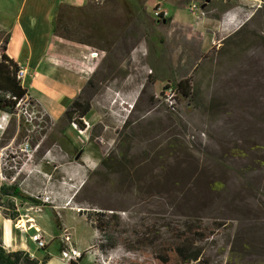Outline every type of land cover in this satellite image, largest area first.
<instances>
[{
	"label": "rangeland",
	"instance_id": "obj_1",
	"mask_svg": "<svg viewBox=\"0 0 264 264\" xmlns=\"http://www.w3.org/2000/svg\"><path fill=\"white\" fill-rule=\"evenodd\" d=\"M259 1L241 4L239 19H227L236 31H222L207 50L198 49L190 32L188 42L185 35L172 40L167 24L152 30L129 54L135 41L128 39L123 59L119 39L114 63L90 48L97 54L92 56L95 90L83 96L91 105L82 120L85 130L67 119L52 121L35 102L30 127L16 110L13 115L0 112V187L15 184L40 203L13 198V211L1 199L2 238L7 232L18 241L26 236L44 259L52 245H63L67 233L73 246L87 247L79 264H93L89 256L94 264H161L156 246L148 247L144 240L156 236V245L169 243L176 230L197 225L206 230L201 264H264V1ZM140 2L151 19L160 8L170 18L160 0ZM181 2L186 9L191 4L202 8L204 0ZM85 6L104 13L109 27L122 25L120 0H104L100 6L88 0ZM158 41L160 61L152 54ZM1 42L0 54L2 36ZM185 79L193 100L180 97L177 107L169 109L162 93ZM69 82L52 94L43 91L54 120L64 110L53 105L69 91ZM23 84L28 87L29 79ZM63 136L80 151L78 159L59 146ZM88 212L117 218L108 229L118 242L114 249L100 250L104 235L94 229ZM15 213L16 220L8 219ZM34 228L46 243L42 250L31 243Z\"/></svg>",
	"mask_w": 264,
	"mask_h": 264
},
{
	"label": "crops",
	"instance_id": "obj_2",
	"mask_svg": "<svg viewBox=\"0 0 264 264\" xmlns=\"http://www.w3.org/2000/svg\"><path fill=\"white\" fill-rule=\"evenodd\" d=\"M87 1L0 0V36L5 39L6 55L18 66L27 69L25 79H29V85L27 87L22 83V86L41 110L48 113L52 121L63 118L72 102L81 94L87 82L94 75L96 58L92 57L90 47L65 41L53 34L54 19L61 5L83 7ZM160 1L163 8L170 13L167 25L172 40L177 38L176 40L180 41L179 38L184 39L183 36L185 35L183 41L188 42L190 39L187 35L190 32L194 35V42L197 43L199 50H207L211 46H215V43L223 35L222 31L225 30L229 33L236 31V24L229 23L227 19L230 21L234 17L235 22L239 19V12L237 13V11L242 9L241 4L262 3L259 0H211L207 7L203 9L204 12L209 10V12H205L206 17L196 22L181 0ZM194 1L189 0L187 3L190 4ZM205 2L206 0H204L202 7ZM235 4H239V7ZM230 6L236 7L224 11L225 13L219 12V8L226 9ZM168 7L171 9H168ZM215 13L218 15L213 16ZM219 17L223 20L226 19V21H220ZM240 26L238 28H241ZM1 44L2 42L0 46ZM146 54L144 53V55ZM62 82H66L67 85L69 82L70 88H66L69 91L60 95L59 102L53 105L54 110H64L60 118L54 120L48 111L51 110V104L47 103L48 98H45L44 93L46 92L48 95L49 92H51L50 94L54 93L53 91H57L59 84ZM43 91L45 92L43 93ZM34 231L33 236L39 234L36 228H34ZM33 236L30 237L31 241ZM53 236L58 238L57 233H53ZM3 242L9 252L10 249L11 252L24 251L39 262L43 260L30 247L26 236L23 240L18 241L11 232H7L3 236ZM15 246H18V248H14ZM74 248L84 254L87 250V247L77 248L76 244ZM64 249V245H52L48 252L50 259L46 264H67L61 259V253ZM87 258L94 264L91 256ZM83 259L84 255L80 262Z\"/></svg>",
	"mask_w": 264,
	"mask_h": 264
},
{
	"label": "trees",
	"instance_id": "obj_3",
	"mask_svg": "<svg viewBox=\"0 0 264 264\" xmlns=\"http://www.w3.org/2000/svg\"><path fill=\"white\" fill-rule=\"evenodd\" d=\"M124 7V18L122 25L117 29V26H108L104 13L99 12L94 6L76 7L71 5H61L54 19L53 34L65 41L77 43L100 51L109 57V62L114 63L116 55L120 52L115 46L119 39L124 44V52L120 54L122 59L125 58V43L128 39H133L135 43L129 48L128 54L141 41L151 34L160 24H168L167 19H151L142 5L140 0H120ZM93 3V2H92ZM95 5V4H93ZM97 6V5H96ZM207 6H205L206 8ZM111 23V22H110ZM119 30L120 33L117 31ZM119 35L113 40L110 35ZM156 46L152 47V54L157 61L161 60V41L155 42ZM264 46V39L262 38ZM115 48V50H114ZM132 48V49H131ZM19 66L14 63L7 55L5 47L2 48L0 54V112L8 115L15 113V108L21 99L28 97V92L23 88L21 81L17 79ZM152 73L157 72V68L151 65ZM178 99L193 100L194 93L190 85V80L185 79L177 83ZM92 79L85 85L81 94L72 102L68 110L65 112L62 120L67 119L81 130H85L83 119L91 111L90 101L83 96L91 91H94ZM34 103V101L31 99ZM57 142L63 151L70 157L77 158L80 151L66 137H60ZM80 158V157H79ZM78 159V158H77ZM107 160H102L101 166L107 169ZM17 198L24 203L31 205H39L40 203L29 196L25 195L18 186L5 185L0 187V200L6 199L16 211L11 199ZM110 215V216H109ZM17 214L9 216L8 219L16 220ZM87 218L94 223V229L104 235L101 242L100 250L108 252L114 249L118 242L115 237L108 233L109 225L112 219H117L114 214L102 212H88ZM58 226V223L56 224ZM205 229L202 226H190L187 230H176V234L171 242H160L156 245V236L151 240H144V244L151 248H157L155 257L161 264H201L203 263V249L200 244L206 239ZM162 240V239H161ZM83 257V256H82ZM48 255L39 262L32 258L29 253L24 251L9 252L6 250L0 233V264H46L49 261Z\"/></svg>",
	"mask_w": 264,
	"mask_h": 264
},
{
	"label": "built area",
	"instance_id": "obj_4",
	"mask_svg": "<svg viewBox=\"0 0 264 264\" xmlns=\"http://www.w3.org/2000/svg\"><path fill=\"white\" fill-rule=\"evenodd\" d=\"M93 4L100 6L104 3V0H92ZM189 14L197 20L204 19L206 14L204 10L195 5L191 4L188 7ZM154 19H168V13L162 10L161 8L158 10H154ZM96 56L97 54H93ZM27 77V69L19 66V70L17 73V79L23 83V80ZM162 102L169 108L174 109L177 107L178 101V90L173 86H166L164 92L161 95ZM17 115L21 116L24 120V124L28 125L29 127L32 125V111L35 110V104L29 99L25 97L18 101L16 108H15ZM38 199V198H36ZM63 245L65 249L61 253V259L66 262L67 264H79L80 260L84 253L79 252L77 249L74 248L71 242V237L69 234L65 233L62 238ZM32 242L37 246V249L42 250L45 248L46 243L43 241L39 234L32 237Z\"/></svg>",
	"mask_w": 264,
	"mask_h": 264
},
{
	"label": "bare ground",
	"instance_id": "obj_5",
	"mask_svg": "<svg viewBox=\"0 0 264 264\" xmlns=\"http://www.w3.org/2000/svg\"><path fill=\"white\" fill-rule=\"evenodd\" d=\"M2 129H3V127H2L1 122H0V131H1ZM23 224H24V221L20 222V226H21V227H24Z\"/></svg>",
	"mask_w": 264,
	"mask_h": 264
},
{
	"label": "water",
	"instance_id": "obj_6",
	"mask_svg": "<svg viewBox=\"0 0 264 264\" xmlns=\"http://www.w3.org/2000/svg\"><path fill=\"white\" fill-rule=\"evenodd\" d=\"M210 2L211 0H206L205 5L202 7V9H204V7L207 6Z\"/></svg>",
	"mask_w": 264,
	"mask_h": 264
}]
</instances>
